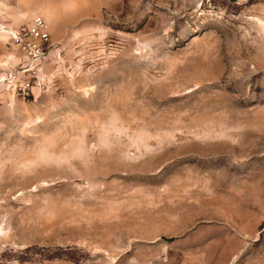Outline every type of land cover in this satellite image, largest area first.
<instances>
[{"label":"rangeland","instance_id":"374dc122","mask_svg":"<svg viewBox=\"0 0 264 264\" xmlns=\"http://www.w3.org/2000/svg\"><path fill=\"white\" fill-rule=\"evenodd\" d=\"M0 264H264V0H0Z\"/></svg>","mask_w":264,"mask_h":264},{"label":"built area","instance_id":"2783aa9c","mask_svg":"<svg viewBox=\"0 0 264 264\" xmlns=\"http://www.w3.org/2000/svg\"><path fill=\"white\" fill-rule=\"evenodd\" d=\"M14 39L36 61L45 55L51 33L46 20L42 16H35L29 24L14 33Z\"/></svg>","mask_w":264,"mask_h":264},{"label":"water","instance_id":"95a60500","mask_svg":"<svg viewBox=\"0 0 264 264\" xmlns=\"http://www.w3.org/2000/svg\"><path fill=\"white\" fill-rule=\"evenodd\" d=\"M231 1H237V0H231Z\"/></svg>","mask_w":264,"mask_h":264}]
</instances>
